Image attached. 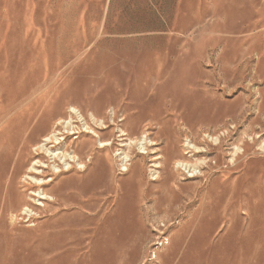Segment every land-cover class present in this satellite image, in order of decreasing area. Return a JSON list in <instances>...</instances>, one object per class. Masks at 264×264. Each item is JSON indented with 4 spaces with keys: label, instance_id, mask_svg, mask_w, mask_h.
<instances>
[{
    "label": "rangeland",
    "instance_id": "1",
    "mask_svg": "<svg viewBox=\"0 0 264 264\" xmlns=\"http://www.w3.org/2000/svg\"><path fill=\"white\" fill-rule=\"evenodd\" d=\"M78 110L111 148L40 200L26 138ZM1 147L0 264H264V0H0Z\"/></svg>",
    "mask_w": 264,
    "mask_h": 264
},
{
    "label": "bare ground",
    "instance_id": "2",
    "mask_svg": "<svg viewBox=\"0 0 264 264\" xmlns=\"http://www.w3.org/2000/svg\"><path fill=\"white\" fill-rule=\"evenodd\" d=\"M72 110V109H71ZM79 112V114H77ZM78 112L71 111L70 114L75 115L77 122H79L82 127H77L74 125V122L71 119V116L68 119H61L56 120L54 124L51 126L50 130L45 133L44 135L40 136L38 139L36 138V135H31L28 138H26V142L30 143V147L26 149V153L24 154V157H27L26 160H23L21 163V169L22 175L20 177L21 182L25 183L30 189L35 188L37 191H32V196L39 197L40 200H46L49 202H54L55 200H60V198H56V193L54 191H44V189L41 187L43 185H46L45 179L43 178L44 170L48 169L53 175H58L61 172L68 171L71 169V165L77 163L79 168H85L83 164H81V155L80 153L76 152L75 149L69 148V144L67 143V139L69 137H72L71 143H77L81 137L90 139L91 146L95 147L96 150H103L105 148H111L112 142H109L108 140H102L100 135L96 132L95 129H105L103 126L104 122L103 120H99L97 116L90 113L89 120L92 122L93 127L90 126V124L86 121L81 111L78 110ZM115 116V112H110V119L113 123V119ZM35 130L33 131V133ZM119 133L118 137L120 138V141H130L133 140L127 138L128 134L126 131L122 129H118L117 131ZM82 135V136H81ZM88 135V136H86ZM90 135V136H89ZM206 140H210L214 142H217L216 138H212L209 134L205 135ZM140 141V142H139ZM138 141V149L146 150V145L155 146L156 143L153 142L151 139L147 138H141ZM98 142H100V145H98ZM124 144V143H123ZM121 144L120 146H127ZM131 145V143H130ZM90 147L84 144V147H82L80 150L83 153H88L90 151ZM183 150L185 151L186 155H189V158L201 156L202 153L205 151L204 149H201L194 143L192 140L189 139V141L186 139L183 143ZM8 155V151L4 149L3 147L0 148V158L3 159ZM119 157H123L122 161H124L128 155L125 153V151L119 152ZM98 157V155H97ZM99 160H101V157H98ZM202 162H199L198 164L191 165L187 163L186 161H181L176 164V168H180L182 170H187L188 173H191L189 177H194L193 173L199 168ZM65 164V165H64ZM69 166L67 169L64 168V166ZM76 165V164H75ZM62 167V168H61ZM20 169V170H21ZM126 170V169H125ZM156 174V172H155ZM52 179H48L47 182H52ZM16 190L15 187L11 186V184L8 187L7 191V198L6 200L9 202V206H13V198L12 195L14 194V191ZM55 196V197H54ZM41 205V204H39ZM9 207V208H10ZM22 214L31 216V212H29L28 207H24L22 209Z\"/></svg>",
    "mask_w": 264,
    "mask_h": 264
},
{
    "label": "built area",
    "instance_id": "3",
    "mask_svg": "<svg viewBox=\"0 0 264 264\" xmlns=\"http://www.w3.org/2000/svg\"><path fill=\"white\" fill-rule=\"evenodd\" d=\"M37 199V198H36ZM35 199V200H36ZM38 201L36 200V202L34 203L36 206H37V203ZM39 203H40V201H39ZM38 203V204H39ZM39 207H41V206H39ZM29 208V207H28ZM22 212V211H21ZM29 212H31L32 213V216H28V215H24V214H22V213H20V216H18V221H21V222H24L28 227H33V226H35L34 225V222H33V220H35V218H37L38 216L36 215V213L35 212H33V210L32 209H30L29 208ZM29 222H31V223H29Z\"/></svg>",
    "mask_w": 264,
    "mask_h": 264
},
{
    "label": "crops",
    "instance_id": "4",
    "mask_svg": "<svg viewBox=\"0 0 264 264\" xmlns=\"http://www.w3.org/2000/svg\"><path fill=\"white\" fill-rule=\"evenodd\" d=\"M55 193H56V192H55ZM56 195L59 196V194H57V193H56ZM57 196H56V197H57ZM35 227H36V226H35Z\"/></svg>",
    "mask_w": 264,
    "mask_h": 264
}]
</instances>
